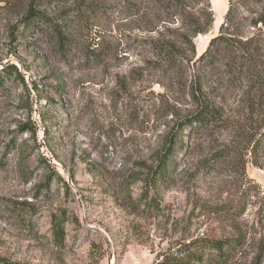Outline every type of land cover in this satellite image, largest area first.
<instances>
[{
  "label": "rangeland",
  "instance_id": "374dc122",
  "mask_svg": "<svg viewBox=\"0 0 264 264\" xmlns=\"http://www.w3.org/2000/svg\"><path fill=\"white\" fill-rule=\"evenodd\" d=\"M199 102L220 123L178 133ZM191 254L264 264V0H0V263Z\"/></svg>",
  "mask_w": 264,
  "mask_h": 264
},
{
  "label": "trees",
  "instance_id": "16d2710c",
  "mask_svg": "<svg viewBox=\"0 0 264 264\" xmlns=\"http://www.w3.org/2000/svg\"><path fill=\"white\" fill-rule=\"evenodd\" d=\"M46 19L45 16L36 13L34 11L29 12V14L24 18L23 22L25 25V29L28 30L30 27H32L33 20L35 19ZM206 31V28H200L195 32L194 35H198L201 33H204ZM3 72L6 75H11L12 72L16 73L20 79H23V76L21 72L16 68V66L11 65L8 67H5ZM222 119V112L218 107L213 106L210 103H201L199 102L193 110V112L190 115L185 116L179 123V129L178 133L185 132L186 129H190L191 133L200 136L201 133H203L206 130L211 129L213 126L218 125ZM215 124V125H214ZM176 138L171 137V145L169 148H167L159 157V165L154 172V179L155 183H158L159 181L166 180L169 177V171L171 170V165L175 158V147H176ZM222 157L219 156V154H216L214 157H212L209 161L213 162L215 160H221ZM218 162V161H217ZM216 163V162H213ZM212 167L211 164H209L208 168ZM203 168L205 167V164H203ZM67 185V183H66ZM56 237L59 239V241H63V230L58 226L56 229ZM231 240H210V241H202L200 243L201 249L203 251H207L208 253H215V256L219 259L227 258L228 254L227 252L232 251L231 249ZM189 262H170L169 260H165L160 262L159 264H205L206 261L204 260V257L201 254L195 255L191 254L188 257ZM1 264V263H0Z\"/></svg>",
  "mask_w": 264,
  "mask_h": 264
},
{
  "label": "water",
  "instance_id": "95a60500",
  "mask_svg": "<svg viewBox=\"0 0 264 264\" xmlns=\"http://www.w3.org/2000/svg\"><path fill=\"white\" fill-rule=\"evenodd\" d=\"M68 183L72 184V179L71 177L68 178ZM106 243L108 244V246H110V241L106 238Z\"/></svg>",
  "mask_w": 264,
  "mask_h": 264
}]
</instances>
